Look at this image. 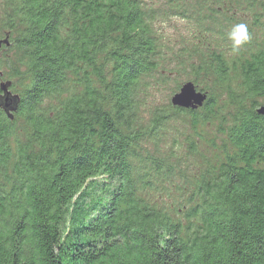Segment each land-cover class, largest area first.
<instances>
[{
  "label": "trees",
  "instance_id": "1",
  "mask_svg": "<svg viewBox=\"0 0 264 264\" xmlns=\"http://www.w3.org/2000/svg\"><path fill=\"white\" fill-rule=\"evenodd\" d=\"M5 2L0 84L21 102L13 119L0 109V264H264V0L183 2L199 24L247 4L259 28L238 54L194 40L191 82L214 91L148 125L140 89L161 53L145 0ZM185 113L198 161L144 155ZM162 181L167 200L145 197Z\"/></svg>",
  "mask_w": 264,
  "mask_h": 264
},
{
  "label": "rangeland",
  "instance_id": "2",
  "mask_svg": "<svg viewBox=\"0 0 264 264\" xmlns=\"http://www.w3.org/2000/svg\"><path fill=\"white\" fill-rule=\"evenodd\" d=\"M145 1L148 5L146 7L150 11L147 13L150 14L151 19L155 20L154 25L157 30L156 34L159 39V50L161 53L159 69L149 76L146 82L142 83L140 89L138 113L140 114L141 123L148 125L157 109H163L167 112L168 104H172V97L180 91L183 84L193 80V69L189 67L190 62L188 61L190 56L194 54V48L198 45L196 43L199 39L201 40L202 47H200L203 51L207 48L212 50L215 45L231 49L228 32L233 25L246 23L249 30H251L252 41L255 39L259 27L252 25V12L249 10L247 4L243 8L237 9V15L229 23L223 16H214L199 24L198 20L191 14H181L185 6L183 2L187 3L188 0H177L176 2H171V0ZM5 8V0H0V29ZM260 20L261 23H264V16ZM203 84L210 89V92L214 91L212 83L203 82ZM216 89L222 92L221 88L216 87ZM221 98L222 100L225 99L224 97ZM191 122V115L188 113L171 117L166 122L165 127L160 129L156 134H153L152 138L148 140L144 146V155L145 153L150 154L157 160L169 157L172 163L175 164H189L193 161L196 163L198 157L191 155L188 149H185L187 141L195 139ZM197 131L199 134L206 135L207 137L208 135L215 136L216 129L212 127L203 130L198 128ZM219 138L221 139L222 136L219 135ZM215 144L219 146L221 142L217 140ZM206 149H209V147H202L203 152H206ZM151 161L147 157L145 158L146 163H144L150 167L146 170L147 178L152 177L155 168V165H152ZM163 175H166V173ZM175 175L174 181L180 183L179 173ZM163 183L164 181L157 183L154 190L146 194L145 197H150L153 200L157 199L158 201L161 199L167 200L166 191L171 190L168 187L165 191H161Z\"/></svg>",
  "mask_w": 264,
  "mask_h": 264
},
{
  "label": "water",
  "instance_id": "3",
  "mask_svg": "<svg viewBox=\"0 0 264 264\" xmlns=\"http://www.w3.org/2000/svg\"><path fill=\"white\" fill-rule=\"evenodd\" d=\"M2 45H10L8 36L5 39L0 40V47ZM10 87V81H4L0 84V109L4 110L10 119H13L14 113L18 111L21 97L18 94H14L10 90ZM208 97V93L198 90L193 82L188 81L183 84L180 91L172 97L171 103L174 107L181 109L196 110L205 104ZM257 114L264 116V104L257 109Z\"/></svg>",
  "mask_w": 264,
  "mask_h": 264
},
{
  "label": "clouds",
  "instance_id": "4",
  "mask_svg": "<svg viewBox=\"0 0 264 264\" xmlns=\"http://www.w3.org/2000/svg\"><path fill=\"white\" fill-rule=\"evenodd\" d=\"M228 39L231 41L232 52L238 54L241 48L247 45L252 39L248 25L246 23L233 25L228 32Z\"/></svg>",
  "mask_w": 264,
  "mask_h": 264
}]
</instances>
